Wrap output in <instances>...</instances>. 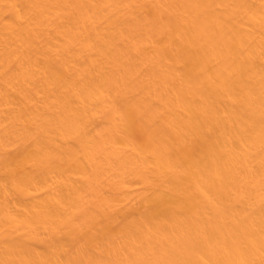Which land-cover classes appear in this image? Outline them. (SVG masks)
Listing matches in <instances>:
<instances>
[{"label": "bare ground", "instance_id": "1", "mask_svg": "<svg viewBox=\"0 0 264 264\" xmlns=\"http://www.w3.org/2000/svg\"><path fill=\"white\" fill-rule=\"evenodd\" d=\"M133 1L0 0V155L22 143L23 158L32 162L17 187L25 202L0 201V264H264V65L258 63L264 0H177L181 11L171 22L188 28L202 65L215 62L207 89L188 84L182 91L164 55L146 50L168 22L140 20L129 9ZM158 3L157 14L171 5ZM41 58L54 71H70L69 77L39 76ZM236 60L244 66L237 69ZM16 87L38 108L31 127L18 122ZM195 93L202 96L194 100L202 124L221 125L226 133L233 128L219 119V103L233 99L229 119L245 151L236 154L224 138L208 148L187 207L145 215L106 234L98 250L79 243L63 256L69 236L111 211L115 199L132 200L131 178L150 180V167L121 135L122 111L154 128L163 108H176ZM167 131L152 129V143L177 175ZM0 194H6L1 183Z\"/></svg>", "mask_w": 264, "mask_h": 264}, {"label": "rangeland", "instance_id": "2", "mask_svg": "<svg viewBox=\"0 0 264 264\" xmlns=\"http://www.w3.org/2000/svg\"><path fill=\"white\" fill-rule=\"evenodd\" d=\"M170 7L157 14L159 0H134L129 9L145 22L156 17L168 22L166 31L157 34L146 46L148 54L164 55L166 64L175 68L173 85L177 91H182L188 84H196L202 89L208 88V77L212 74V67L215 62L200 63L199 51L193 43L188 28L181 24L171 22L173 14L179 13L180 5L177 0H167ZM8 14H6L7 16ZM102 22L106 20L104 12H100ZM104 31L107 32V24L104 23ZM235 51L233 52V54ZM56 59L51 64H56ZM258 63L264 65V46L260 48ZM244 66L243 60H236V68ZM39 76L50 75L53 80L69 77L70 71L60 68L58 71L51 69L49 63L41 58L37 65ZM202 96L186 94L182 104L176 108L165 107L160 115L154 120V128H168L166 138L168 140L167 155L173 164L179 168L175 175L171 168H165L161 160L155 153L152 143L154 138L152 129L131 110H123L119 117L121 135L126 141L131 142L137 153L142 156L152 171L148 182L138 178H131L129 181L132 200H119L117 205L108 213L101 212L94 221L69 236L65 241L62 255L65 256L73 250L79 243L84 244L92 250H98L102 245L103 237L108 233H116L147 215L151 218L160 216L163 208L170 206L187 207L196 197L197 189L195 184L201 179L202 168L209 156L208 148H215L219 144H224L227 138V147L236 154L245 151L244 143L238 138L237 124L230 120L231 97H224L219 103L217 113L220 120H226L233 128L232 132H227L221 125L207 127L202 124V119L198 115V108L194 105ZM13 107L19 113L18 122L21 126H33L32 118L37 114L38 108L34 107L24 99L21 93L14 88ZM39 106L42 104V97L38 100ZM105 120L104 114L96 122ZM26 146L22 143L14 145L2 155H0V183L6 189V194H0V201L10 198L11 204H22L26 199L18 196L17 187L20 178L29 171L32 162L23 158L22 152ZM252 168H258V160L255 150L251 149ZM114 190L107 187L106 194L113 196ZM39 198V197H38ZM18 204L19 207H22ZM17 206V205H15ZM14 206V207H15ZM16 208H19V207ZM164 217V216H161ZM160 217V218H161ZM77 239H73L76 238ZM35 249L46 253L43 244L33 242Z\"/></svg>", "mask_w": 264, "mask_h": 264}]
</instances>
